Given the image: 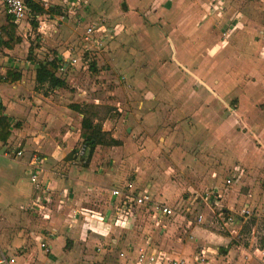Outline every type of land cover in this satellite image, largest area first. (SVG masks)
Returning a JSON list of instances; mask_svg holds the SVG:
<instances>
[{"label":"crops","instance_id":"0c3cea01","mask_svg":"<svg viewBox=\"0 0 264 264\" xmlns=\"http://www.w3.org/2000/svg\"><path fill=\"white\" fill-rule=\"evenodd\" d=\"M52 1L47 8L34 4L44 12L32 11L30 18L19 22L29 27L36 22L35 30L44 36L58 33L50 41L51 55L28 59L29 47L16 60L13 46L2 49L7 57L0 60V248L17 255L18 264H168L169 260L187 264L190 247L181 237L180 225L193 224V232L202 233L215 213L223 211L224 218L218 217L222 225L236 232L244 215L235 218L232 209L224 212L222 190L232 187L233 178L244 169L233 167L232 175L213 182L185 206L174 196L178 186L163 187L153 169H146L149 162L142 164L151 159L146 146L140 149L122 136L121 129L132 136L142 126L153 128L160 106L191 90L182 88L185 80L190 84L213 78L212 57L199 59L215 39L208 0H77L79 22L62 14L57 0ZM84 9L90 14L85 15ZM48 14L60 19H48ZM45 18L49 21L41 22ZM250 25L246 31L254 30ZM87 27H93L95 42L103 41L102 49L83 40ZM69 31L75 41L68 39V49H58L57 43ZM55 58L60 60L56 76L66 86L37 84L39 63ZM254 60V66L264 67V61ZM242 64V70L248 69ZM8 72L19 78L5 80ZM120 78L129 84L120 86ZM102 109L120 115L108 112L100 117ZM85 119L92 128L99 125L103 134L92 149L85 141ZM113 190L122 194L115 197ZM134 194L150 195L155 203L173 209V216L160 217L142 206L123 213L124 196ZM244 208L247 205L240 211ZM141 248L154 254L155 262H140Z\"/></svg>","mask_w":264,"mask_h":264},{"label":"rangeland","instance_id":"374dc122","mask_svg":"<svg viewBox=\"0 0 264 264\" xmlns=\"http://www.w3.org/2000/svg\"><path fill=\"white\" fill-rule=\"evenodd\" d=\"M207 2L214 21L215 39L208 51L201 52L199 59L203 60L204 55L212 57L213 78L196 79L190 84L185 80L182 88L191 90L186 89L180 98L170 97L167 106H160L153 128L142 126L132 136L122 128L121 134L126 139L131 138L140 149L146 146L151 159L139 163L149 162L146 169H153L163 187L178 186L174 196L181 204L193 201L194 196L213 182L221 183L232 175L233 167H242L244 171L233 178V186L222 190L225 213L232 209L234 217L238 218L243 205L251 211L238 219L236 232L230 233L216 213L213 223L205 224L202 233H194L196 226L193 224L189 228L181 224L178 230L190 247L187 258L191 259L187 264H240L242 261L259 264L257 250L264 246V67L254 66L252 61H264V0ZM75 7L77 12L71 15V20L82 21L78 14L81 6ZM84 12L90 14L86 9ZM85 15L84 19L88 17ZM51 16L48 19L57 18ZM46 18L41 22L47 23ZM56 21L58 26L62 24ZM26 23H11L0 13V30L13 28L14 37L19 39L12 42L14 59H20L29 47L32 57L51 55L49 45L53 44L50 41L58 38V33L44 36ZM250 23L255 26L251 32L245 30ZM65 35L62 43H57L58 49H68V39L75 41L73 31ZM37 50L40 52L35 53ZM6 57L5 51L0 50V60L5 62ZM242 62L248 69H241ZM199 64L203 68V64ZM258 69L262 70L260 74ZM227 75L229 79L226 80ZM119 82L120 86L129 84L124 78ZM108 112L120 115L102 109L100 117ZM145 142L147 145H143ZM213 173L217 176L215 179L211 177ZM205 216H208L206 212Z\"/></svg>","mask_w":264,"mask_h":264},{"label":"built area","instance_id":"2783aa9c","mask_svg":"<svg viewBox=\"0 0 264 264\" xmlns=\"http://www.w3.org/2000/svg\"><path fill=\"white\" fill-rule=\"evenodd\" d=\"M30 4H40L43 7L47 8L50 4H54L52 0H0V12H2L6 17H8L13 23H19L23 20H27L32 16ZM56 5L62 7V14L64 15H72L74 12H77L78 2L76 3L74 0H57ZM63 15V16H64ZM51 16L50 14L47 15ZM54 16V15H53ZM62 17V16H61ZM56 19H60L57 17ZM83 40L87 43H92L94 40V30L93 27H87L83 34ZM95 47L97 49L103 48V41L97 40L95 42ZM73 63L76 62L75 59L72 60ZM85 150V146H82L80 149V154H83ZM17 155H21L20 152ZM35 181V177L32 178ZM231 183V179L226 180V184L229 185ZM122 194L119 190H113L112 195L118 197ZM124 201V211L123 213H132L135 209L142 207H147L158 214L160 217L170 218L174 214V210L170 207L163 205L161 203H155L150 195L147 194H139V195H126ZM210 197H206L205 200H210ZM210 202V201H209ZM223 211H219L218 217L223 219L224 215ZM251 211L244 208L240 211V215L250 214ZM223 217V218H222ZM233 217L229 216L227 221L232 222ZM198 220H201V216L198 217ZM226 221V222H227ZM138 260L143 262L147 260L149 263L155 262V256L152 253H148L146 249H139L138 251ZM259 257L261 264H264V248L259 250ZM168 264H180L177 261H171ZM182 263V262H181ZM0 264H18L17 263V255L8 254L0 248Z\"/></svg>","mask_w":264,"mask_h":264},{"label":"trees","instance_id":"16d2710c","mask_svg":"<svg viewBox=\"0 0 264 264\" xmlns=\"http://www.w3.org/2000/svg\"><path fill=\"white\" fill-rule=\"evenodd\" d=\"M31 12H37V13H43V9L39 6H36L34 4H30ZM33 29L37 28V23L32 22ZM13 27V25H12ZM3 33V34H2ZM5 34V36H4ZM19 39L14 37V30L13 28L7 29L2 28L0 30V50L3 48H12V42H18ZM28 59H31V55H29ZM60 60L59 59H52L51 61H44L40 62L36 71V83L41 85L43 83H48V85L51 88H63L66 86L65 82L56 76V72L58 71V68L60 67ZM19 78V74L16 72H8L7 76L5 77V80H17ZM75 110H80L79 106H73ZM83 128L87 130L86 132V139L85 141L87 144L89 143L91 145V149L97 144L98 138L103 136L101 132V127L99 125H95L93 128L91 126L90 120L85 119L83 121ZM91 138H96L97 141L91 142ZM102 140V139H100ZM99 140V141H100ZM114 144L116 142H113Z\"/></svg>","mask_w":264,"mask_h":264}]
</instances>
